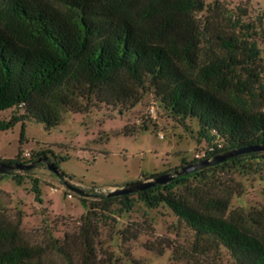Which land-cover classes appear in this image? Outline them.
Returning a JSON list of instances; mask_svg holds the SVG:
<instances>
[{"label": "trees", "instance_id": "obj_1", "mask_svg": "<svg viewBox=\"0 0 264 264\" xmlns=\"http://www.w3.org/2000/svg\"><path fill=\"white\" fill-rule=\"evenodd\" d=\"M203 7L204 0H0V112L17 104L26 110L8 122L0 120V131L22 122V142L25 118L50 131L66 112L87 114L95 99L107 105L137 102L149 78L167 105L198 118L203 139L224 141L204 158L264 146V111L232 103L218 89L228 82L225 71L240 62L237 51L253 61L260 50L219 36L228 54L199 63L202 34L194 33L193 15ZM260 154L264 149L137 193L109 196L95 188L84 190L95 200L79 230L63 240L46 232L41 243L29 244L19 224L0 227V264H113L112 254L104 258L97 251L99 222L116 202L131 209L135 194L152 207L169 205L199 240L227 248L236 264H264V208L229 211L239 188L232 177L220 179L245 158ZM20 160L6 163L36 162L38 167L48 161L45 154ZM59 171L62 178L55 174L67 182L69 176ZM193 174L195 181H190Z\"/></svg>", "mask_w": 264, "mask_h": 264}, {"label": "rangeland", "instance_id": "obj_2", "mask_svg": "<svg viewBox=\"0 0 264 264\" xmlns=\"http://www.w3.org/2000/svg\"><path fill=\"white\" fill-rule=\"evenodd\" d=\"M193 17L194 33L202 34L199 63L228 54L219 36L235 38L242 48L252 44L259 48L253 61L237 51L240 62L225 71L228 82L218 89L232 103L264 111V0H204L203 9ZM156 85L148 78L137 102L107 105L95 99L87 114L66 112L63 122L50 131L25 118L22 142V122L0 131V163L18 156L25 162L38 154L48 159L29 172L0 174V227L19 224L22 239L29 244L41 243L46 232L63 240L79 230L95 198L73 191L48 163L58 165L69 176L68 183L108 193L129 182L173 172L224 145L220 138L203 139L198 118L167 105ZM25 112L17 104L0 112V120L8 122ZM232 168L230 176H220L222 181L232 177L239 188L229 211L264 208V154ZM195 178L189 176L190 181ZM131 199V209L116 202L104 212L96 240L100 257L112 254L113 264H236L227 248L199 240L166 203L152 207L137 194Z\"/></svg>", "mask_w": 264, "mask_h": 264}, {"label": "water", "instance_id": "obj_3", "mask_svg": "<svg viewBox=\"0 0 264 264\" xmlns=\"http://www.w3.org/2000/svg\"><path fill=\"white\" fill-rule=\"evenodd\" d=\"M264 149V146H249V147H243V148H238L234 150H229L220 154L215 155L213 158H204L201 159L197 162H192L189 163L185 166H182L180 169H176L173 172H164L158 175H155L149 179L146 180H138V181H133L126 183L125 185L121 187H116L111 189L108 192L109 196H119V195H126V194H132V193H137L140 191L147 190L149 188H152L156 185L160 184H166L173 180L176 176L182 175L184 173H190L198 169H202L211 165H216L222 162H225L237 155L253 151V150H262ZM36 165V162L27 164V163H16V164H10L6 162H1L0 163V173H7L10 170H27L34 168ZM48 168L53 171L54 173L58 174L60 178H62L60 171L58 167L52 163H48ZM67 186L71 188L73 191L79 193V194H84V190L74 186L68 182H66Z\"/></svg>", "mask_w": 264, "mask_h": 264}]
</instances>
